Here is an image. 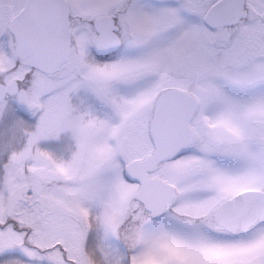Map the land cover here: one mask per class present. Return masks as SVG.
Returning a JSON list of instances; mask_svg holds the SVG:
<instances>
[{
  "label": "snow or ice",
  "instance_id": "obj_1",
  "mask_svg": "<svg viewBox=\"0 0 264 264\" xmlns=\"http://www.w3.org/2000/svg\"><path fill=\"white\" fill-rule=\"evenodd\" d=\"M0 264H264V0H0Z\"/></svg>",
  "mask_w": 264,
  "mask_h": 264
}]
</instances>
